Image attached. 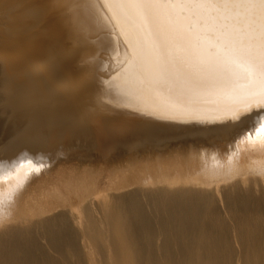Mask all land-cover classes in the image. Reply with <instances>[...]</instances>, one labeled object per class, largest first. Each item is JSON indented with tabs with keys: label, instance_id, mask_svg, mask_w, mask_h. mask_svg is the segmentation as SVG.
Segmentation results:
<instances>
[{
	"label": "bare ground",
	"instance_id": "obj_1",
	"mask_svg": "<svg viewBox=\"0 0 264 264\" xmlns=\"http://www.w3.org/2000/svg\"><path fill=\"white\" fill-rule=\"evenodd\" d=\"M8 3L40 35L0 31V264H264V113L228 119L208 55L245 21L118 17L108 40L81 0Z\"/></svg>",
	"mask_w": 264,
	"mask_h": 264
},
{
	"label": "snow or ice",
	"instance_id": "obj_2",
	"mask_svg": "<svg viewBox=\"0 0 264 264\" xmlns=\"http://www.w3.org/2000/svg\"><path fill=\"white\" fill-rule=\"evenodd\" d=\"M80 6L94 21L97 30L107 33L104 39L108 40L113 32L111 22L118 17L130 22L139 19L146 25L151 18L170 16L176 11L179 15H184L185 11L195 10V15L244 20L247 44H243L241 48L226 33H213L208 55L220 57L223 53L225 56V87L235 101L228 119L237 121L255 110L264 113V0H81ZM106 8L112 12L111 16L103 14ZM257 36L258 41L254 43ZM142 56V52L134 51L132 58L117 71H126L131 65L138 72L143 66L137 61ZM98 61V55H93L87 60L93 65H97ZM98 66L102 68L103 62H99ZM261 118L264 116H258L256 123H259ZM3 170L4 163L0 162V171Z\"/></svg>",
	"mask_w": 264,
	"mask_h": 264
},
{
	"label": "rangeland",
	"instance_id": "obj_3",
	"mask_svg": "<svg viewBox=\"0 0 264 264\" xmlns=\"http://www.w3.org/2000/svg\"><path fill=\"white\" fill-rule=\"evenodd\" d=\"M4 1H7V3H6V2L4 3ZM9 1H10V0H9ZM19 1H22V0H19ZM23 1H26V0H23ZM27 1H28V0H27ZM0 3H1V2H0ZM17 3H18V1H17ZM19 3H21V2H19ZM23 3L26 4L27 2H23ZM2 4H3V5L9 4V3H8V0H3V1H2ZM2 4H1V8H2ZM9 7H10V4H9ZM9 7H8V5H7V7L4 6L3 10L6 9V10H4L5 12L0 8V9H1V11H0V12H1V14H0V18H1L0 21H1V23H3V20H4L3 18H5V17L7 16V14L9 15V13H11V11H10L11 9H9ZM30 10H32V9H31V8L28 9L27 14H30V15H31V13H29ZM9 11H10V12H9ZM3 12H4V13H3ZM30 12H32V14H33V11H30ZM3 14H5V15H3ZM16 14H17V13H16ZM1 15H2V16H1ZM3 16H5V17H3ZM2 17H3V18H2ZM18 17H19V15H18ZM29 17H30V19H32V20L34 19L33 16H29ZM31 17H32V18H31ZM14 18L17 19V20H16V21H17V26L14 25V26H15L14 29L17 30L16 27H18V23H20L21 21H19V18H16V17H14V16H13V18H12L11 20L14 21V20H15ZM6 19H7V21L4 20V22L6 21V22H5V23H6V26H4V24H1V23H0V27H1V28H0V31H2V30H4V31H5V30H6V31H9V29L13 30V28H10L9 26H10L11 24H16V23L11 22V21L8 22L9 16H8V18H6ZM16 21H15V22H16ZM18 21H19V22H18ZM29 21H30V20H29ZM29 21H28L29 24L26 23L27 25H31V24H32L34 28H37V27H35V25H36L35 22L32 21L33 23H32V22L30 23ZM34 21H35V20H34ZM7 22H8L9 24H10V22H11V24L9 25ZM22 23H23V22H22ZM7 24H8V26H7ZM21 25H22V24H21ZM27 25H22V27L19 26L22 30H23V26H24V30H25V31L23 30V33H24V32L26 33V30H27L26 28H28V29H32L31 31H30V30H27V32H28V31H29V32H28L27 34H25V35H26V38L24 37L25 35H23V33H21V32H22L21 29H20V30L18 29L17 31H16V30H13L12 32L16 35L18 31H21L20 34L23 35L24 39L29 38V36L31 35L29 39H32V41H33V39L35 38V37H33V36H39L40 34L37 35V31H36V34H35V29H33L32 26H31V28H30V27L27 26ZM36 26H38V25H36ZM11 27H12V26H11ZM25 27H26V28H25ZM33 30H34V31H33ZM14 31H16V33H15ZM32 31H33L34 33H33ZM30 32H32V34H31ZM29 33H30V35H28ZM18 34H19V33H18ZM18 34H17V35H18ZM20 34H19V35H20ZM33 34H35V35H33ZM27 35H28V36H27ZM32 35H33V36H32ZM31 37H33V38H31ZM27 40H28V39H27ZM27 40H26V41H27ZM26 41H24V42H26ZM30 41H31V40H30ZM40 60H41V58H40ZM43 67L46 68L45 66H43ZM47 67H48V66H47ZM46 69H48V68H46ZM1 76H2V75H1ZM0 79H1V77H0ZM55 83H56V82H55ZM55 83H53V85L55 86V89H54L51 93H54V92H58V91H59L58 84L56 83V85H55ZM56 86H57V87H56ZM57 88H58V89H57ZM0 92H1V91H0ZM2 94H3V93H2ZM2 94L0 95V101L3 99V100H2V102H3L5 98H4V97L2 98ZM3 96H5V95L3 94ZM2 102H0V104H1ZM1 106H2V104H1ZM1 106H0V108H1V109H0V122H1L2 124L0 123V125H2V126H0V135L2 134V130H4L5 127H6L7 125H8V126L6 127V129L10 126V123H7L6 120H5V119L8 117V114L10 115V113H15V112H16V111H15V112H11L12 110H11L10 108L7 109V108L5 107V108L7 109V110H6V109L4 108V106H3V107H1ZM2 108H4L5 110L2 109ZM4 112H5V113H4ZM7 112H8V113H7ZM17 112H18V111H17ZM2 114H3V115H2ZM4 114H5V115H4ZM6 116H7V117H6ZM1 117H2V118H1ZM3 117H4V118H3ZM4 122L7 123V124H4ZM3 124H4V126H3ZM4 134H5V132L3 131V135H4ZM1 136H2V135H1Z\"/></svg>",
	"mask_w": 264,
	"mask_h": 264
}]
</instances>
